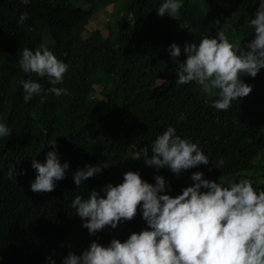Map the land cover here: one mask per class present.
I'll return each instance as SVG.
<instances>
[{
    "label": "trees",
    "instance_id": "trees-1",
    "mask_svg": "<svg viewBox=\"0 0 264 264\" xmlns=\"http://www.w3.org/2000/svg\"><path fill=\"white\" fill-rule=\"evenodd\" d=\"M160 3L0 0V121L11 129L8 137H0V264H46V258L61 264L62 257L79 255L93 240L106 245L146 228L138 205L131 219L89 234L70 207L75 195L118 184L128 170L149 183L162 175L172 196L193 183L194 171L217 182L248 178L254 188L264 189V68L255 77L240 74L251 91L227 110L212 108L214 97L194 82L175 84L176 61L185 59V43H198L217 31L242 46L251 40L255 33L249 19L259 0H184L175 17L158 15ZM22 11L28 18L17 23ZM172 42L181 47L175 60L167 51ZM29 43L33 48L44 43L68 65L57 85L67 88L66 95L42 91L23 101L19 82L30 77L17 60ZM43 83L42 89L49 87L47 80L46 87ZM169 124L198 144L208 165L177 175L166 166L145 163L141 149ZM52 140L61 163L67 161L69 167L53 190L33 192L31 160L43 162ZM219 160L220 168L215 166ZM104 162L108 166L99 174L80 187L74 184L76 169ZM9 165L17 173L12 180Z\"/></svg>",
    "mask_w": 264,
    "mask_h": 264
},
{
    "label": "clouds",
    "instance_id": "clouds-1",
    "mask_svg": "<svg viewBox=\"0 0 264 264\" xmlns=\"http://www.w3.org/2000/svg\"><path fill=\"white\" fill-rule=\"evenodd\" d=\"M183 4L184 0H161L156 12L175 17ZM27 18L28 13L22 11L17 23ZM249 24L255 35L243 46L223 31L202 36L198 43H185V59L176 61L175 84L199 85L203 93L214 97L210 106L216 110H227L233 100L247 95L251 85L240 79V74L255 77L264 68V0H259ZM33 47L34 43L27 44L17 60L30 77L19 82L23 101L41 96L42 91L45 96L66 95L67 88L57 85L62 83L68 65L44 43ZM167 51L174 60L181 55V47L175 42L168 45ZM42 83L46 88L42 89ZM10 133L11 129L0 121V137ZM47 145L52 149L46 152L43 162L31 160L30 167L36 172L29 185L33 192L53 190L69 167L67 161L61 163L55 140ZM141 151L147 165L166 166L177 175L210 161L197 143L176 134L170 124ZM222 164L219 160L215 166L220 168ZM107 166V162L86 163L72 173L74 184L80 187ZM16 174L14 166L9 165L8 179H15ZM190 178L193 183L172 196L165 191L162 175L156 174L154 183H149L139 172L128 170L118 184L107 183L99 192L93 189L86 196L75 195L70 207L89 234L131 219L138 205L147 227L131 232L122 241L112 238L106 245L93 240L79 255L69 252L62 257L61 264H264V189L254 188L248 178L217 182L205 178L201 171L192 172ZM46 264H55V260L46 258Z\"/></svg>",
    "mask_w": 264,
    "mask_h": 264
},
{
    "label": "rangeland",
    "instance_id": "rangeland-1",
    "mask_svg": "<svg viewBox=\"0 0 264 264\" xmlns=\"http://www.w3.org/2000/svg\"><path fill=\"white\" fill-rule=\"evenodd\" d=\"M250 112H253V111H247V113H250ZM254 115H256L254 112H253Z\"/></svg>",
    "mask_w": 264,
    "mask_h": 264
}]
</instances>
